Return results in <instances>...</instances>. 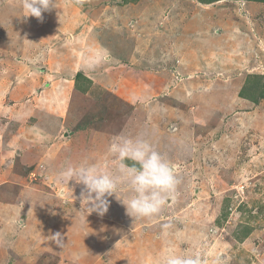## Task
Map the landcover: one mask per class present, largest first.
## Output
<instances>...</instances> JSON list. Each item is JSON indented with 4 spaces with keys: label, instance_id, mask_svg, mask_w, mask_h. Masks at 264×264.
Returning a JSON list of instances; mask_svg holds the SVG:
<instances>
[{
    "label": "rangeland",
    "instance_id": "1",
    "mask_svg": "<svg viewBox=\"0 0 264 264\" xmlns=\"http://www.w3.org/2000/svg\"><path fill=\"white\" fill-rule=\"evenodd\" d=\"M25 15L0 0V264H162L169 251L264 264V3L56 0L43 22ZM90 39L166 91L130 105L83 81L72 66ZM46 85L59 117L41 105ZM117 135L153 136L176 169L158 216L127 214V183L88 214L83 185L64 178L68 165L116 174Z\"/></svg>",
    "mask_w": 264,
    "mask_h": 264
},
{
    "label": "clouds",
    "instance_id": "2",
    "mask_svg": "<svg viewBox=\"0 0 264 264\" xmlns=\"http://www.w3.org/2000/svg\"><path fill=\"white\" fill-rule=\"evenodd\" d=\"M22 8L26 13L24 17H35L43 22V13L55 9L56 0H22ZM97 63L90 61L89 66L94 67ZM108 152L113 157L116 174L95 164L68 165L63 173L67 182L74 180L83 185L81 198L86 201L88 214L95 212L103 217L110 206L108 197L116 195L121 183H127L132 192L131 197L121 203L127 214L136 219L158 216L176 197L181 183L176 169L148 140L117 135ZM50 240L58 247L64 245V237L59 232L52 234ZM162 264H203V261L199 255L181 256L169 251L163 256Z\"/></svg>",
    "mask_w": 264,
    "mask_h": 264
},
{
    "label": "crops",
    "instance_id": "3",
    "mask_svg": "<svg viewBox=\"0 0 264 264\" xmlns=\"http://www.w3.org/2000/svg\"><path fill=\"white\" fill-rule=\"evenodd\" d=\"M83 43L85 45L79 47L78 52H76V59L72 67L74 69L78 68L76 71H82L83 76L97 89L105 91V94L109 93L121 99V101H124L126 104L135 105L138 103L140 104V102H146V100H149L151 97L153 98V95H156L157 92L164 93L166 91L169 81H166L163 77L153 76V74L147 70L134 69L129 65V68H126L127 64L125 62L114 65L116 62H111L109 51L97 41L95 42V39H90V41H85ZM80 51H82L81 54H79ZM90 61H98V63L94 67H90ZM127 80L128 83L132 84V88H129V96L122 95L118 92L120 88L128 91L126 87L127 84H124V81ZM73 84L72 81H69V87L66 86L68 89L71 88L73 90ZM156 84L159 85L156 87ZM50 90L51 85H46L43 92H46L47 96L42 101L41 105L45 106V113L59 117L58 114L54 113V111L59 108L55 102H53L52 96H50ZM65 91L66 89L62 91L63 94ZM146 92H148V94ZM59 105L62 107V104ZM153 138L152 136V138H148V140L152 141Z\"/></svg>",
    "mask_w": 264,
    "mask_h": 264
},
{
    "label": "trees",
    "instance_id": "4",
    "mask_svg": "<svg viewBox=\"0 0 264 264\" xmlns=\"http://www.w3.org/2000/svg\"><path fill=\"white\" fill-rule=\"evenodd\" d=\"M238 1V0H237ZM241 1H255V2H258V5H261L262 3H264V0H241ZM211 2L207 3V4H210ZM263 6V5H262ZM78 75H80L79 73L77 74L76 78L78 79ZM80 78L85 81V82H88L89 80L86 79L83 75H80Z\"/></svg>",
    "mask_w": 264,
    "mask_h": 264
}]
</instances>
